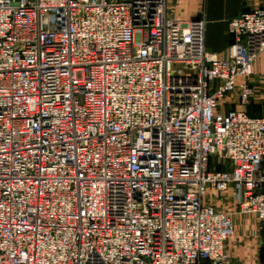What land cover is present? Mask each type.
<instances>
[{
  "label": "built area",
  "instance_id": "built-area-1",
  "mask_svg": "<svg viewBox=\"0 0 264 264\" xmlns=\"http://www.w3.org/2000/svg\"><path fill=\"white\" fill-rule=\"evenodd\" d=\"M205 28L166 0H0V264H234L236 213L264 240V115L220 109L254 97L264 7L224 58Z\"/></svg>",
  "mask_w": 264,
  "mask_h": 264
},
{
  "label": "crops",
  "instance_id": "crops-1",
  "mask_svg": "<svg viewBox=\"0 0 264 264\" xmlns=\"http://www.w3.org/2000/svg\"><path fill=\"white\" fill-rule=\"evenodd\" d=\"M264 7V0H166L168 16L188 20L205 13V48L224 58L231 43L227 31V22L241 12L255 7ZM250 85L254 88V97L246 106L227 98L220 107L245 110L251 116L264 115V50L252 62ZM264 175V162L261 166ZM233 189L224 193L211 191L205 197L222 209L232 210L235 207ZM232 235L226 243V249L234 264H264V240L259 230L255 215H233Z\"/></svg>",
  "mask_w": 264,
  "mask_h": 264
},
{
  "label": "rangeland",
  "instance_id": "rangeland-1",
  "mask_svg": "<svg viewBox=\"0 0 264 264\" xmlns=\"http://www.w3.org/2000/svg\"><path fill=\"white\" fill-rule=\"evenodd\" d=\"M206 29V28H205ZM218 170H219V167L217 168ZM225 192V191H224ZM224 192H219V193H224ZM219 207V206H218ZM219 208H221V207H219ZM222 208H224V207H222ZM221 208V209H222ZM244 215H249V214H244Z\"/></svg>",
  "mask_w": 264,
  "mask_h": 264
}]
</instances>
